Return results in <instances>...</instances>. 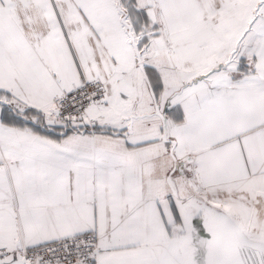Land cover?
<instances>
[{
	"label": "snow or ice",
	"instance_id": "6c2138e0",
	"mask_svg": "<svg viewBox=\"0 0 264 264\" xmlns=\"http://www.w3.org/2000/svg\"><path fill=\"white\" fill-rule=\"evenodd\" d=\"M0 264H264V0H0Z\"/></svg>",
	"mask_w": 264,
	"mask_h": 264
}]
</instances>
